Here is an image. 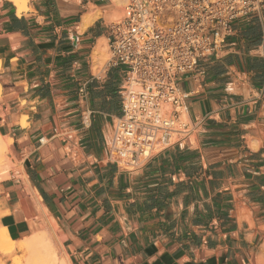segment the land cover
<instances>
[{
  "label": "crops",
  "instance_id": "crops-1",
  "mask_svg": "<svg viewBox=\"0 0 264 264\" xmlns=\"http://www.w3.org/2000/svg\"><path fill=\"white\" fill-rule=\"evenodd\" d=\"M115 7L0 0V133L23 167L0 181V228L32 234L43 206L71 264H264V5L234 22L200 81H180L193 144L132 170L107 152L123 68L92 56Z\"/></svg>",
  "mask_w": 264,
  "mask_h": 264
},
{
  "label": "built area",
  "instance_id": "built-area-1",
  "mask_svg": "<svg viewBox=\"0 0 264 264\" xmlns=\"http://www.w3.org/2000/svg\"><path fill=\"white\" fill-rule=\"evenodd\" d=\"M108 1L120 15L109 25L107 64L121 66L123 77L107 152L132 170L163 149L193 144L197 123L180 81H200L204 63L225 50L234 22L258 12L264 0ZM77 93L84 102L85 84Z\"/></svg>",
  "mask_w": 264,
  "mask_h": 264
},
{
  "label": "bare ground",
  "instance_id": "bare-ground-1",
  "mask_svg": "<svg viewBox=\"0 0 264 264\" xmlns=\"http://www.w3.org/2000/svg\"><path fill=\"white\" fill-rule=\"evenodd\" d=\"M8 1L14 4L17 12H21L27 8L28 0ZM98 14V11H90L86 13L82 18L81 28L89 25ZM117 15L118 12L115 11L110 14V17L117 18ZM104 45V38H100L93 48L92 56L94 59L98 58L103 53ZM22 125H25L24 121H22ZM10 142V138L5 137L0 133V181L6 178L9 169L14 164L11 158H6V154L10 151ZM2 161L7 163L5 164L6 166L2 165ZM38 220L37 229L39 230L18 240L12 239L5 228H0V253L7 254L16 248H19L20 251H30V255L27 258L22 255L16 256L12 264H71L68 258L69 256L65 255L62 258L58 257V255L55 254L56 250L54 249V251L51 248L47 235L49 231L48 227L57 226V223L43 206H41V216Z\"/></svg>",
  "mask_w": 264,
  "mask_h": 264
},
{
  "label": "rangeland",
  "instance_id": "rangeland-1",
  "mask_svg": "<svg viewBox=\"0 0 264 264\" xmlns=\"http://www.w3.org/2000/svg\"><path fill=\"white\" fill-rule=\"evenodd\" d=\"M119 15L120 14L118 13L117 17H119ZM110 19H115V18L110 17ZM103 47H104L103 53L98 58L95 59V61L98 63V66H102L103 64H105V62L109 58V52H108V47H107L106 41H105V45ZM6 158H11V160L14 164L9 169L8 174H7L5 179L10 178L11 176L12 177H18V178L23 177V167H22L21 161L14 159L13 156L11 155V151H9V153L6 154ZM1 163H2V165L7 164L5 161H2ZM5 179H3V180H5ZM38 230L39 229H36V231H38ZM48 230H49L47 233L48 241L50 242L51 248L53 250L54 249L56 250V251L54 250L55 254H57L58 257H61V258L64 257L65 255H67L63 246H62L60 239L58 238L57 226L48 227ZM19 255H22L23 257L27 258L30 255V251H26V250L20 251L19 248H16L7 254H1L0 253V264H12L14 258L16 256H19ZM25 258H23V259H25Z\"/></svg>",
  "mask_w": 264,
  "mask_h": 264
},
{
  "label": "trees",
  "instance_id": "trees-1",
  "mask_svg": "<svg viewBox=\"0 0 264 264\" xmlns=\"http://www.w3.org/2000/svg\"><path fill=\"white\" fill-rule=\"evenodd\" d=\"M204 64H206V63H204ZM206 69V68H205Z\"/></svg>",
  "mask_w": 264,
  "mask_h": 264
}]
</instances>
